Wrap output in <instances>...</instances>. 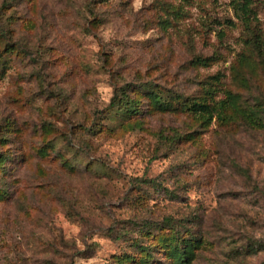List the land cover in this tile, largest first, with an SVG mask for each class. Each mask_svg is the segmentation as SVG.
Masks as SVG:
<instances>
[{
  "label": "rangeland",
  "instance_id": "374dc122",
  "mask_svg": "<svg viewBox=\"0 0 264 264\" xmlns=\"http://www.w3.org/2000/svg\"><path fill=\"white\" fill-rule=\"evenodd\" d=\"M252 7L246 29L230 0H0V264H264ZM210 95L223 120L181 106Z\"/></svg>",
  "mask_w": 264,
  "mask_h": 264
},
{
  "label": "trees",
  "instance_id": "16d2710c",
  "mask_svg": "<svg viewBox=\"0 0 264 264\" xmlns=\"http://www.w3.org/2000/svg\"><path fill=\"white\" fill-rule=\"evenodd\" d=\"M230 5L232 6L234 17L242 24V26L246 29L252 27L253 18H255L252 7L253 0H230ZM231 24L233 25L234 23ZM194 62L199 65H206L207 59L198 57ZM146 89L148 90V87H146ZM207 92L211 94L210 88H207ZM210 96V102L197 99H187L181 106L193 114L198 115L202 121H209L214 118L223 120L226 116L225 110L229 100L213 99V96ZM116 97L117 95L110 101V107L116 106L123 110L124 113L128 114H133L138 111L135 101L125 93H122L118 100H116ZM155 100L161 102V99L157 94H155Z\"/></svg>",
  "mask_w": 264,
  "mask_h": 264
}]
</instances>
